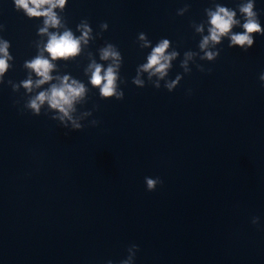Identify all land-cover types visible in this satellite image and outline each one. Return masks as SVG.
<instances>
[{"label":"clouds","instance_id":"9594fccd","mask_svg":"<svg viewBox=\"0 0 264 264\" xmlns=\"http://www.w3.org/2000/svg\"><path fill=\"white\" fill-rule=\"evenodd\" d=\"M67 0H15L17 8H22L29 16H45L46 25H51L53 27L59 24V21L52 11L53 8L59 6L63 8ZM32 5L31 7L29 5ZM49 5L47 9L42 10L44 5ZM241 11L246 15V22L243 24L244 32L239 34L231 35L232 45H238L244 47L247 45L251 47L254 43V33H259L264 35V29L261 28L260 23L256 19V13L253 11V3L249 2L247 5L241 8ZM210 23L212 28L210 29V36L205 37L201 48L207 46L209 40L214 43H219L222 36L227 35L231 32L234 25L238 23L234 19L235 13L230 12L228 9L220 7L215 13H211ZM47 29H42L44 32ZM90 31V30H88ZM88 31H85L84 36L77 39L73 36L70 31H65L62 35L52 34L49 38L48 43L45 46V50L49 53L53 60L56 59H66L71 56H75L79 53L81 39L86 38ZM169 41L162 40L153 50L151 55L148 57V63L143 66L144 70L154 69L155 72L160 73L161 76L165 74V70L169 67V61L175 56V53L171 55H165L166 49L168 48ZM0 53H4L5 58H0V75L7 70V45L0 48ZM117 53L111 50V47L105 49L102 53V59H107L111 57H117ZM213 53H207V58L212 59ZM27 67L33 69L38 76L41 77L37 81V85L44 84L45 82L52 79L50 76V71L54 67L53 64L42 56H38L36 59L31 61ZM95 70L92 73L91 83L94 86H99L102 95L110 96L115 93V80L116 75L114 69L109 67L103 75H101L102 67L100 65H95ZM264 79V76L261 77ZM68 77H64L61 86H52L50 92H41L36 99L31 101L30 107L34 109L37 113L39 112L40 105L47 101L52 108L58 109L65 116L68 115L69 109L72 107V102L83 94V85L77 84L76 81H72L71 84L68 82ZM136 83H141L136 81ZM29 90L32 87L31 81L25 82L24 85ZM173 85H169L171 88ZM78 127V126H77ZM158 181L153 179L147 180V185L149 190H154L155 185ZM162 183V182H161ZM127 264V262H123Z\"/></svg>","mask_w":264,"mask_h":264}]
</instances>
